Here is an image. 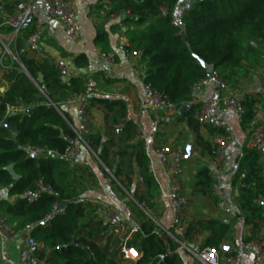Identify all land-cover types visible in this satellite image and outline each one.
Here are the masks:
<instances>
[{
    "label": "trees",
    "instance_id": "1",
    "mask_svg": "<svg viewBox=\"0 0 264 264\" xmlns=\"http://www.w3.org/2000/svg\"><path fill=\"white\" fill-rule=\"evenodd\" d=\"M176 9L182 10L180 26L174 23ZM107 15H124L120 21L126 27V50L138 51L144 61V84L176 110L190 103L192 84L207 75L198 58L212 65L226 82L237 81L249 68L264 69V0H189L184 5L181 0H109ZM32 30H26L23 37ZM23 37L14 38L15 48L10 45L16 62L3 76L8 89L0 95V186L7 187L9 196L15 197L12 203L3 201L2 207L17 219L19 227L34 225L31 235L42 243L36 255L46 264H121L117 259L123 258L119 245L125 235L108 230L109 224L103 223L96 206L87 202L75 204L80 192L70 183L58 180L69 172V160L63 155L70 140L76 137V126L67 106L84 93L88 79L70 76L67 82H61L54 61L26 48ZM94 44L108 53V33L98 29ZM73 62L76 67H85L88 58L78 54ZM20 64L33 80L41 76L39 88ZM88 102L90 114V106L99 100L89 96ZM241 102L244 114H251L252 100L248 97ZM25 107L28 114L14 111L8 116L9 123L17 127V134L1 125L10 110ZM122 123L131 125L125 118ZM90 127V134L84 137L87 147L118 179L105 152L96 149L93 141L98 135L92 134ZM28 147L40 148L45 154L33 155ZM8 167L19 175L18 179L11 176ZM145 177L148 190H153L152 176ZM118 182L126 188L122 180ZM40 185L51 190L40 191ZM27 192L37 193L36 200L30 201ZM59 200L69 203L64 212L55 215L49 226L40 225ZM138 204L145 209L141 201ZM138 204L127 197V205L138 222L137 229L126 240L127 246L139 254L134 264H183L176 251L178 242L163 232ZM168 231L181 241L172 229ZM104 235L107 241L102 246L99 240ZM110 245L115 247L112 252Z\"/></svg>",
    "mask_w": 264,
    "mask_h": 264
},
{
    "label": "crops",
    "instance_id": "2",
    "mask_svg": "<svg viewBox=\"0 0 264 264\" xmlns=\"http://www.w3.org/2000/svg\"><path fill=\"white\" fill-rule=\"evenodd\" d=\"M17 1L0 0V47L8 49L0 63V95L8 89L3 76L12 62H16L10 45L15 48L14 38L17 35L23 37L25 32L14 35L12 31H7L9 26L5 24L6 19L14 13ZM188 1L181 0V3L184 5ZM70 2L80 25L78 35L72 40L65 36L64 27L58 20L47 18L40 6L34 4V17L42 22V51L34 52L52 61L62 59L70 68V76H83L94 82L95 89L90 96L98 98L99 102L89 108L91 133L98 135L93 143L98 151L105 152L118 173L117 178L123 181L127 189L86 147H82L74 159L67 161L69 172L62 174L58 180L62 184L73 185L80 192L79 197L88 204L116 210L124 224L122 235L128 238L137 229L138 222L127 205V197L136 204L141 201L146 205L145 209L138 205L163 232L178 242L176 251L183 264H198L193 252L203 246H212L209 242L215 243L212 247L218 250L221 262L226 256L236 253L240 256L239 264H249L251 255L246 243L250 239H264V155L247 146L252 128L256 125L264 127V69L253 68L256 70L252 76L253 85L249 82L237 85V97L241 101L248 97L252 100L251 114L239 116L229 113L222 117V125L218 128L197 123V104L188 103L182 112L177 110L172 115L163 110H149L144 107L145 63L140 56L130 57L126 50L127 40L123 35L126 27L120 21L122 15H107L109 0ZM100 28L108 33L107 52L114 58L108 68L110 78L104 76V61L100 57L104 50L94 44L96 32ZM23 38L27 48V37ZM78 54L88 58L87 66L80 68L74 65L73 58ZM216 95V91L209 88L199 96ZM67 110L74 126H77L79 116L76 105L70 103ZM13 112L10 110L7 116ZM123 118L129 120L131 125L125 126ZM132 120L137 121L139 131ZM222 135L230 139L232 149L215 166L214 160L219 155L217 139ZM166 141L180 147L184 154L185 145L190 142L193 151L192 156L183 159V194L189 204L184 219L185 233L182 235L177 234L172 227L174 209L168 198V170L155 156V149ZM124 171L128 174H124ZM101 173L116 182L124 192L123 197L115 184L105 182ZM147 174L155 182V188L150 191L145 181ZM246 174H250L249 177L245 178ZM14 199L9 196L7 187L0 186V215L8 226L19 230L21 227L17 219L5 211L1 204L3 201L12 203ZM168 229L180 236L181 241ZM25 238L26 233L19 232L16 240H0V252L6 250L9 258L6 263L0 260V264L18 263ZM106 241L107 236L104 235L99 244L105 246ZM38 243L42 246L41 242ZM111 246L110 250L115 249ZM119 260L121 264H134L127 259L123 262L121 257H118Z\"/></svg>",
    "mask_w": 264,
    "mask_h": 264
},
{
    "label": "built area",
    "instance_id": "3",
    "mask_svg": "<svg viewBox=\"0 0 264 264\" xmlns=\"http://www.w3.org/2000/svg\"><path fill=\"white\" fill-rule=\"evenodd\" d=\"M35 3L40 6L47 18L56 19L63 25L65 36L68 39L72 40L78 35L80 25L76 19L70 0H19L15 5L14 13L6 19L5 24L12 29L14 35L18 34L20 31H26L30 27H33V30L26 38V46L29 50L35 52L42 51V46L40 45L42 22L34 17L33 6ZM6 51L8 52L6 47H0V63ZM128 54L130 57L139 56V52L135 50L129 51ZM100 57L104 61V76L110 78V71L108 68L114 61L113 55L111 53L101 52ZM54 64L58 69L61 82H67L70 77V68L68 64L62 59L55 60ZM209 88L214 89L217 95L215 97L200 98V93ZM94 89V82L88 80L84 93L79 95L75 100L69 101V104L74 103L76 105L79 123L74 129L76 137L70 140L69 146L63 155L64 158L68 160L74 159L79 154L82 147L88 148L84 141V137L89 133L91 123L90 114L87 111L89 104L88 97L93 94ZM190 90V104L198 105L195 118L199 125L218 128L222 125L223 116L229 113L242 116L245 113V108L235 93L237 89L232 90L229 88L227 82L216 70L208 71L204 78L192 84ZM144 107L154 111L163 110L168 115H172L177 111L169 102L163 100L157 91L151 89L147 85L144 87ZM13 111L24 114L29 113V109L26 107ZM132 123L139 131L140 127L137 121L132 120ZM118 130L119 129H116V131ZM217 145L219 155L216 156L214 160L215 166H217L221 159L232 149V143L227 136H219ZM247 146L249 149L264 155V127L262 125H256L252 128ZM27 150L33 155L44 152L40 148L28 147ZM155 156L158 162L168 170L170 180L168 198L174 209L172 227L177 234L182 235L185 233L184 219L189 204L187 198L183 194V183L181 178L183 174L184 152L171 141H166L155 149ZM39 190L50 191L51 188L49 186L40 185ZM26 196H28L30 201H34L37 198V193L27 192ZM85 201L84 198H77L74 200V203L78 204ZM89 201L91 202L92 200ZM96 212L99 214L103 223L109 224L111 230L113 229L117 234H122L124 224L120 220L116 210L106 206H98ZM60 213H63V210L58 214ZM54 216V212L52 211V214L46 216L44 220L50 221ZM33 227V224H25L19 230H16L8 226L4 218L0 215V240L8 238L16 240L19 237V232L26 233L25 244L19 251V260L17 264H46L36 255L39 244L31 235ZM127 238L128 237H124L120 243L119 252L124 259L135 262L139 258V254L134 248L127 246ZM246 247L251 255L249 264H264V239H250L246 243ZM193 255L198 264L240 263V256L236 253L226 256L224 261L221 262L218 250L212 246H203L194 251ZM0 260L3 263L9 262L6 250L0 252Z\"/></svg>",
    "mask_w": 264,
    "mask_h": 264
},
{
    "label": "water",
    "instance_id": "4",
    "mask_svg": "<svg viewBox=\"0 0 264 264\" xmlns=\"http://www.w3.org/2000/svg\"><path fill=\"white\" fill-rule=\"evenodd\" d=\"M122 18L124 17V15L121 16ZM173 18H174V23L176 25H181V18H182V10L181 9H176L174 10L173 12ZM199 62L201 63V65L207 70V71H211L213 70V66L210 65V64H207L205 63L202 59L198 58ZM20 66L22 67L23 71L26 73V75L30 78V80L33 82V84L39 88V85H38V82H40L42 80L41 76H38L37 77V80H33L30 75L26 72V70L23 68V66L20 64ZM185 109V106H182L180 109H179V112H182L183 110ZM1 125L7 127L13 134H17L18 130H17V127L11 123H9L8 121V116L4 118V120L2 121ZM185 154H184V158H188L190 156H192L193 154V151H192V146H191V143L188 142L186 145H185ZM8 171L9 173L11 174V176L14 178V179H18L19 176L12 170L11 167H8ZM69 205V203L65 200H59L56 205L54 206V215H57L60 211L62 210H65L66 207ZM141 208V207H140ZM148 216L149 214L143 209L141 208ZM49 220H43L40 222V225H47L49 224ZM110 229V227L108 228V230Z\"/></svg>",
    "mask_w": 264,
    "mask_h": 264
},
{
    "label": "rangeland",
    "instance_id": "5",
    "mask_svg": "<svg viewBox=\"0 0 264 264\" xmlns=\"http://www.w3.org/2000/svg\"><path fill=\"white\" fill-rule=\"evenodd\" d=\"M254 74H256V70L255 69H253V68H249V69H247V71H246V74L245 75H240L239 77H238V80L237 81H228L227 80V85L229 86V88H231L232 90H235V89H237V85H243L244 83L246 84V82H249V84H251V85H253V80H252V76L254 75ZM243 79H245V80H243ZM237 83V84H236ZM88 134H90V133H88ZM125 168V166H123V169ZM102 174V173H101ZM124 174H128V172H126V171H124ZM102 177L103 178H105V182H107L108 184H112L111 183V180L108 178V177H106L104 174H102ZM116 183V182H115ZM116 186V185H115ZM119 190V192H120V195H121V197H123L124 196V192H122V190L119 188L118 189ZM186 212H187V210H186Z\"/></svg>",
    "mask_w": 264,
    "mask_h": 264
}]
</instances>
